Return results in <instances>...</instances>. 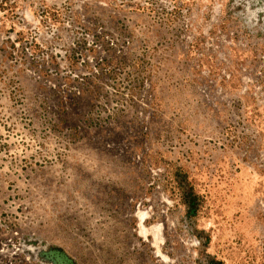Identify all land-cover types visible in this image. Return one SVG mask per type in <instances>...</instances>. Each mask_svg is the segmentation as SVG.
<instances>
[{
    "label": "rangeland",
    "instance_id": "rangeland-1",
    "mask_svg": "<svg viewBox=\"0 0 264 264\" xmlns=\"http://www.w3.org/2000/svg\"><path fill=\"white\" fill-rule=\"evenodd\" d=\"M0 264H264V0H0Z\"/></svg>",
    "mask_w": 264,
    "mask_h": 264
}]
</instances>
